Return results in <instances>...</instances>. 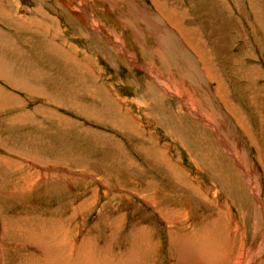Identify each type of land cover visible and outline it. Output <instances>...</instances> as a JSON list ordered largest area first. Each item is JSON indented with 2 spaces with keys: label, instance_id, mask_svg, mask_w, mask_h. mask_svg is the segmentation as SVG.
<instances>
[{
  "label": "rangeland",
  "instance_id": "374dc122",
  "mask_svg": "<svg viewBox=\"0 0 264 264\" xmlns=\"http://www.w3.org/2000/svg\"><path fill=\"white\" fill-rule=\"evenodd\" d=\"M0 93V264H264V0H0Z\"/></svg>",
  "mask_w": 264,
  "mask_h": 264
},
{
  "label": "bare ground",
  "instance_id": "6f19581e",
  "mask_svg": "<svg viewBox=\"0 0 264 264\" xmlns=\"http://www.w3.org/2000/svg\"><path fill=\"white\" fill-rule=\"evenodd\" d=\"M15 83V82H14ZM1 94V93H0ZM2 95V94H1ZM195 115V114H194ZM230 149V148H229ZM232 154V153H231ZM235 155V154H234ZM239 163V162H238ZM246 175V174H245ZM250 176V175H249ZM249 176L248 177H245L246 178V180H247V182H248V186H249V189H250V191H251V193H253L254 195H256L257 196V186H255L253 183H252V181L250 180V178H249ZM190 185V184H189ZM243 193H244V191H243ZM259 195V194H258ZM244 196V195H243ZM245 199H247L246 197H245ZM259 205L261 206V210H262V212H263V214H264V201L262 202V201H260L259 200ZM184 237V236H183ZM180 238V237H179ZM182 240V239H181ZM185 240V239H184ZM188 242V241H187ZM190 243V242H189ZM264 243V242H263ZM182 244V243H181ZM189 245H191V244H189ZM262 245V244H261ZM264 245V244H263ZM244 246V245H243ZM82 247V246H81ZM190 247V246H189ZM264 247V246H263ZM188 248V247H187ZM184 249V248H183ZM185 250V249H184ZM188 250V249H187ZM186 250V251H187ZM198 250V249H197ZM196 250V251H197ZM246 249L243 247L242 249H241V251H242V253L240 254L239 252V257L234 261V263L235 264H254V258L256 257V256H253L252 258H251V260L250 261H248V263H245V253H246V251H245ZM264 252V249L261 251V253H263ZM195 253V252H194ZM198 253V252H197ZM259 254V253H258ZM184 255V254H183ZM201 255V254H200ZM80 256V255H79ZM238 256V255H237ZM181 257H183V256H181ZM67 258V257H66ZM193 258V257H192ZM192 258H191V261H192ZM224 258V257H223ZM183 259V258H182ZM190 259V258H189ZM222 259V258H221ZM188 260V259H187ZM182 261V260H181ZM189 261V260H188ZM194 262V261H193ZM183 263V262H182ZM189 263V262H188ZM196 263V262H195ZM192 264V263H191ZM219 264H225V261H224V259H222V261H221V263H219Z\"/></svg>",
  "mask_w": 264,
  "mask_h": 264
}]
</instances>
